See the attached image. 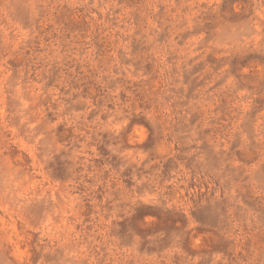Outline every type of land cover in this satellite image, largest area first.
<instances>
[{
	"label": "rangeland",
	"instance_id": "1",
	"mask_svg": "<svg viewBox=\"0 0 264 264\" xmlns=\"http://www.w3.org/2000/svg\"><path fill=\"white\" fill-rule=\"evenodd\" d=\"M0 264H264V0H0Z\"/></svg>",
	"mask_w": 264,
	"mask_h": 264
}]
</instances>
